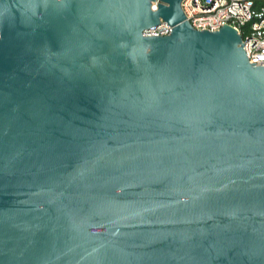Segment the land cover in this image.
<instances>
[{"label": "water", "instance_id": "water-1", "mask_svg": "<svg viewBox=\"0 0 264 264\" xmlns=\"http://www.w3.org/2000/svg\"><path fill=\"white\" fill-rule=\"evenodd\" d=\"M156 1L0 0V264H264V67Z\"/></svg>", "mask_w": 264, "mask_h": 264}, {"label": "built area", "instance_id": "built-area-1", "mask_svg": "<svg viewBox=\"0 0 264 264\" xmlns=\"http://www.w3.org/2000/svg\"><path fill=\"white\" fill-rule=\"evenodd\" d=\"M153 4V9L158 4ZM186 21L198 31L216 32L234 29L241 37L244 54L250 64L264 67V0H182ZM166 23L145 32L148 36H169Z\"/></svg>", "mask_w": 264, "mask_h": 264}]
</instances>
